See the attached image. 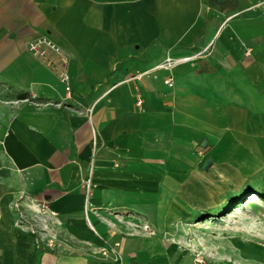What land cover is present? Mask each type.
<instances>
[{
    "label": "crops",
    "instance_id": "0c3cea01",
    "mask_svg": "<svg viewBox=\"0 0 264 264\" xmlns=\"http://www.w3.org/2000/svg\"><path fill=\"white\" fill-rule=\"evenodd\" d=\"M41 37L68 61L70 98L27 49ZM259 144L264 0H0V264H201L177 224Z\"/></svg>",
    "mask_w": 264,
    "mask_h": 264
},
{
    "label": "rangeland",
    "instance_id": "374dc122",
    "mask_svg": "<svg viewBox=\"0 0 264 264\" xmlns=\"http://www.w3.org/2000/svg\"><path fill=\"white\" fill-rule=\"evenodd\" d=\"M206 53L207 51L204 50L192 57L180 58H174L167 54L158 65L164 63L168 58L178 60L194 57L195 59L197 55H200L197 57L199 58ZM245 146L247 147L246 144ZM256 147L262 148L261 153H243L239 155V159L232 160L239 174L234 181L225 183L208 176L204 181L208 186L207 193L199 198V205L189 209L187 216L177 224L176 242L179 246L190 251L191 262L264 264V144H259ZM201 153L204 156L203 151ZM208 160L210 159L207 158L203 161ZM210 161L208 169L203 170L202 163L199 170L209 174L213 165V161ZM256 191L262 192L263 197L257 200L254 205H248L245 201L246 198ZM24 209L26 207H17L16 209L19 218L17 226L24 231L35 232L33 224H29L26 220L27 212ZM28 209L33 213L31 221H38L37 216L45 215L43 207L35 209L28 206ZM44 226V231L48 230L47 222H44ZM147 229L145 228L146 231ZM54 237V235H47L43 238V242L54 247L56 241ZM114 249L112 247L111 252L115 251Z\"/></svg>",
    "mask_w": 264,
    "mask_h": 264
},
{
    "label": "built area",
    "instance_id": "2783aa9c",
    "mask_svg": "<svg viewBox=\"0 0 264 264\" xmlns=\"http://www.w3.org/2000/svg\"><path fill=\"white\" fill-rule=\"evenodd\" d=\"M28 51L37 59L44 62L49 69L57 76L59 82L64 86V91L66 93L67 98L71 97V85H70V79L68 75V61L66 57L63 54V51L61 48L55 44L53 41H51L48 38L41 37L37 38L33 41H31L27 45ZM200 55H197V57ZM55 57V59L53 58ZM196 57V58H197ZM193 58H183L178 60H173L168 58L164 63L154 67L150 71L142 72V73H136L133 75L129 80L130 81H140L143 77H146L150 75L151 73L163 70V71H170L175 66L189 62ZM164 84L168 88L173 87L172 78L168 77L164 80ZM41 103H36V106H40ZM86 195H89L90 188L88 185L85 186ZM86 212V210H85ZM98 254H101L102 257L107 256L106 249L100 250Z\"/></svg>",
    "mask_w": 264,
    "mask_h": 264
},
{
    "label": "bare ground",
    "instance_id": "6f19581e",
    "mask_svg": "<svg viewBox=\"0 0 264 264\" xmlns=\"http://www.w3.org/2000/svg\"><path fill=\"white\" fill-rule=\"evenodd\" d=\"M184 140V139H183ZM186 140V139H185ZM188 141V140H187ZM190 142V141H189ZM231 143H232V141H231ZM229 152V151H228ZM214 153V152H213ZM218 153V152H217ZM226 158H227V156H226ZM252 158H253V156H252ZM254 159V158H253ZM258 160V159H257ZM219 162V161H218ZM227 163V162H226ZM230 165V164H229ZM223 166V165H222ZM210 171V170H209ZM229 180V179H228ZM238 182V181H237ZM198 185V184H197ZM200 187V186H199ZM229 187V186H228ZM189 189V188H188ZM190 190V189H189ZM200 190V189H199ZM216 191V190H215ZM217 192V191H216ZM216 197V196H215ZM217 198V197H216ZM257 200H259V197L257 196V194H255V193H253V194H251V195H249L247 198H246V203L249 205V204H253V203H255ZM244 201V202H245ZM207 204V203H206ZM209 204V203H208ZM242 204H243V202H242ZM195 209V208H194ZM183 212V211H182ZM239 243V242H238ZM238 243H237V245H238ZM244 243H246V242H244ZM241 245V244H240ZM238 248V247H237ZM240 248V247H239ZM246 256V255H245Z\"/></svg>",
    "mask_w": 264,
    "mask_h": 264
},
{
    "label": "trees",
    "instance_id": "16d2710c",
    "mask_svg": "<svg viewBox=\"0 0 264 264\" xmlns=\"http://www.w3.org/2000/svg\"><path fill=\"white\" fill-rule=\"evenodd\" d=\"M17 100H19V101H25V100H30V97L27 95H19L18 97H17ZM34 102H41L40 100H34ZM255 194H257V196L259 197V199L261 198V197H263V194H262V192H258V191H256V192H254ZM255 203H253L252 205H254ZM31 234V236H33V234L32 233H30Z\"/></svg>",
    "mask_w": 264,
    "mask_h": 264
},
{
    "label": "water",
    "instance_id": "95a60500",
    "mask_svg": "<svg viewBox=\"0 0 264 264\" xmlns=\"http://www.w3.org/2000/svg\"><path fill=\"white\" fill-rule=\"evenodd\" d=\"M209 165H210V160H208V161H206V162L204 163V165H203V169H204V170L208 169Z\"/></svg>",
    "mask_w": 264,
    "mask_h": 264
}]
</instances>
